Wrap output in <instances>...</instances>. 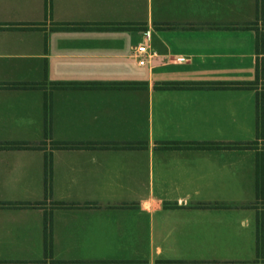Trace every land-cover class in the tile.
<instances>
[{"label":"crops","instance_id":"0c3cea01","mask_svg":"<svg viewBox=\"0 0 264 264\" xmlns=\"http://www.w3.org/2000/svg\"><path fill=\"white\" fill-rule=\"evenodd\" d=\"M0 264H264V0H0Z\"/></svg>","mask_w":264,"mask_h":264},{"label":"trees","instance_id":"16d2710c","mask_svg":"<svg viewBox=\"0 0 264 264\" xmlns=\"http://www.w3.org/2000/svg\"><path fill=\"white\" fill-rule=\"evenodd\" d=\"M65 29H73V28H65ZM261 46V39L257 37L256 40V51L258 52V48ZM262 74V69L260 64L257 62L255 65V77L258 80V78ZM254 85V83H201L197 84L195 86L198 87H211V88H219V87H232V88H251ZM261 119H262V105H261V96H256V126H257V132L260 131L261 128ZM245 145H243L244 147ZM248 146V145H247ZM235 148H239L237 145H233ZM260 170H261V163H257V188L260 186L261 177H260ZM45 186L48 183V177H45ZM260 229V225L258 227ZM258 248V246H257Z\"/></svg>","mask_w":264,"mask_h":264},{"label":"built area","instance_id":"2783aa9c","mask_svg":"<svg viewBox=\"0 0 264 264\" xmlns=\"http://www.w3.org/2000/svg\"><path fill=\"white\" fill-rule=\"evenodd\" d=\"M146 40H148V37H146ZM146 51H147V43H144V44L137 46L135 51L133 52L135 57L138 59V65L140 66H143L145 63L144 56L146 54Z\"/></svg>","mask_w":264,"mask_h":264}]
</instances>
